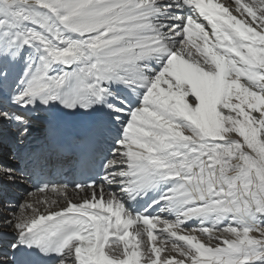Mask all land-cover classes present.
I'll list each match as a JSON object with an SVG mask.
<instances>
[{
  "label": "snow or ice",
  "instance_id": "snow-or-ice-1",
  "mask_svg": "<svg viewBox=\"0 0 264 264\" xmlns=\"http://www.w3.org/2000/svg\"><path fill=\"white\" fill-rule=\"evenodd\" d=\"M189 21L199 26L195 38L184 35ZM175 57L208 74L197 84L199 97L175 78L183 70ZM111 84L124 85L139 106L110 102L119 99ZM261 101L264 0H0V145L8 137L24 144L30 133L24 112L37 105L88 113L103 104L118 121L128 114L104 164V183L74 186H99V194L94 191L83 206L69 201L66 208L30 219L24 212L33 205L19 204V216L2 218L0 226L12 228L15 241L0 245V264H38L37 257L94 264L100 237L107 239L98 252L113 264L133 253L140 264L142 255L148 264H264ZM0 173L15 179L12 169L0 167ZM110 184L120 191L105 197ZM164 184L170 186L148 206H157L156 213L126 209L125 200ZM94 201L102 207L88 212ZM143 217L164 225L159 244L174 238L172 252L179 259L161 258L155 223L143 225L151 258L141 251V232L129 229ZM193 219L199 223L189 227ZM213 229L220 235L213 236Z\"/></svg>",
  "mask_w": 264,
  "mask_h": 264
},
{
  "label": "bare ground",
  "instance_id": "bare-ground-1",
  "mask_svg": "<svg viewBox=\"0 0 264 264\" xmlns=\"http://www.w3.org/2000/svg\"><path fill=\"white\" fill-rule=\"evenodd\" d=\"M243 2H247V0L243 1ZM188 26H191V24L188 23L187 27ZM187 27L185 26L184 34L188 33ZM189 50L191 51V49H189ZM174 61L181 68H183V70L181 72H179L177 74H174L175 78L177 79V81L183 80V81L187 82L190 86H192L193 91L199 97L200 94H199V91H197V84H198V82L200 81V79L202 77H206L208 74L207 73L200 74L199 73V68H196L194 65L184 61L180 57H175ZM180 74H181V77L179 78ZM261 103H264V101H261ZM31 112H35L36 114H35V116H32L31 118H29L28 119L29 121H31V119H37V120L40 119L41 121L44 122L47 119V117H49L52 114L53 110L49 111L47 109H44L43 106L37 105L35 108H31L29 113H31ZM43 122L41 124H44ZM30 131H31V127H30ZM31 132L35 133V137H36L37 140H39V141L41 140L40 133L35 132L34 130H32ZM12 163L14 164V161ZM230 163H232V162H230ZM15 165H17V164H15ZM13 173H14V171H13ZM8 180L12 182V180H10V179H8ZM20 183L22 184V187H21L20 190H22L23 185H24V181H20ZM12 189L13 190L16 189V191L19 192L17 187H13ZM104 195L106 197L108 196L107 193H105ZM41 199L42 198H33L31 200V199H29V197L24 196V195H23V197H20L18 199V201L21 200L20 202L22 204H32L33 205V208L30 209V211H27L24 215L27 216L30 219L32 216L37 215L38 213H41V212H44V213L49 212V211L50 212H56V211H58L59 208H61L62 206L65 205V204L63 205V203L61 202L62 199L59 198L57 195L55 197H53V198L47 197L45 204L42 203ZM89 199H91V198H89ZM55 200H56V202H55ZM47 202H48V205L46 204ZM106 202H107V199L104 200V203H106ZM93 205L102 207V204L97 203V201H94ZM9 206H12V209H15V210H14V212L12 214L8 212L7 217L14 219V214H15V216H19L21 214V210L19 208L18 209L16 208L17 204L11 203V205L9 204ZM0 209H1V205H0ZM16 210H19V214H16ZM0 221H1V219H0ZM3 222H0V225H2ZM149 223L158 224L157 228L154 229V230H157V232L154 233V235L157 236V241H154V242L156 243V246H160V247L163 248V251L161 252V258L162 259L163 258H176L177 259L179 256L178 255H174L173 252L171 250H169L170 247H171V244H172V241H171L172 239L171 238H169V242H166L163 245L159 244L160 239L165 237V231L163 230L164 229V225L162 223H160L159 221H156V220H153V221H151ZM144 224H146V223L142 222L140 226L133 225L129 229V231L130 232L131 231H140L141 232V241L143 243V247H141V251L143 252V248H144L145 253H148L149 256H150V250L148 248L149 237L145 234V230L143 228ZM171 231H179V229L173 228V229H171ZM158 232H161V234H159ZM0 233H4V234H8V235L15 234V232H14V230L12 228H9V229L6 230L2 226H0ZM184 233H186V231L185 232H181L180 234H184ZM124 235L127 236L128 233H125ZM253 235H255V233H253ZM106 239H107L106 237H100L99 238L98 247H97L96 255H95L96 264H113L112 260L108 259L107 257L103 256L102 253L98 252L101 240H104L106 242ZM116 252L117 253L120 252V245H119L118 241H117V245H116ZM150 258H151V256H150ZM144 260H145V257L142 255L140 257L141 264H148V261L147 260L144 261ZM122 264H140V262L138 260V257L135 255V253H133L132 255L128 256L125 260H123Z\"/></svg>",
  "mask_w": 264,
  "mask_h": 264
},
{
  "label": "rangeland",
  "instance_id": "rangeland-1",
  "mask_svg": "<svg viewBox=\"0 0 264 264\" xmlns=\"http://www.w3.org/2000/svg\"><path fill=\"white\" fill-rule=\"evenodd\" d=\"M233 163H237V161H235V160H233L232 161ZM7 178V179H6ZM2 179L4 180V182H9V178H8V176L7 175H4V176H2ZM7 180V181H6ZM13 188V187H12ZM23 200V199H22ZM21 201V200H20ZM18 204V203H17ZM11 205V204H10ZM14 210L15 209H12L11 211H6V210H2V208L0 209V219H2V217H3V215L5 214V217H7V214H8V212L9 213H13L14 212ZM28 211H30V209H28ZM5 212V213H4ZM26 212H24V214H25ZM16 214H19V210H16ZM0 222H3V220H1ZM146 224H148V223H146ZM141 224H138V226H140ZM159 234H161V232H158ZM184 234H187V232L186 233H184ZM212 235L213 236H218V235H220V233H219V231H217V230H212ZM164 238V237H163ZM162 238V239H163ZM202 239H204V237L202 236L201 237ZM230 238V237H229ZM172 239V238H171ZM205 242H207L206 240H205ZM178 243H184V242H178ZM171 244V243H170ZM169 250H171L172 251V247H170V249ZM173 254L174 255H177L175 252H173ZM180 257H178L177 259H179Z\"/></svg>",
  "mask_w": 264,
  "mask_h": 264
}]
</instances>
